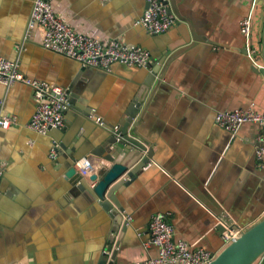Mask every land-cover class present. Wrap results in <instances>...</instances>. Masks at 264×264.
Masks as SVG:
<instances>
[{
    "label": "crops",
    "instance_id": "0c3cea01",
    "mask_svg": "<svg viewBox=\"0 0 264 264\" xmlns=\"http://www.w3.org/2000/svg\"><path fill=\"white\" fill-rule=\"evenodd\" d=\"M32 1L0 0V55L18 58L25 78L64 90L65 124L47 134L31 131L32 88L0 83V112L15 116L0 127V264H100L108 248L105 264H134L157 253L143 247L156 212L170 214L174 241L216 256L226 246L220 220L246 230L264 215L257 126L245 123L232 133L215 122L216 112L250 103L264 111L263 66L247 57L239 30L250 13L260 29L264 0H168L176 22L158 35L135 23L145 0H51L77 30L142 46L153 59L147 68L115 63L109 70L42 48V28L28 23ZM139 96L128 129L138 121L135 132L151 158L116 192L123 209L111 233L115 221L91 192L78 189L71 166L117 133ZM52 141L61 147L56 160L48 156ZM253 264H264V254Z\"/></svg>",
    "mask_w": 264,
    "mask_h": 264
},
{
    "label": "built area",
    "instance_id": "2783aa9c",
    "mask_svg": "<svg viewBox=\"0 0 264 264\" xmlns=\"http://www.w3.org/2000/svg\"><path fill=\"white\" fill-rule=\"evenodd\" d=\"M146 9L136 20L150 34L158 35L166 32L175 24L176 18L171 14L168 0H145ZM29 27L39 26L43 30L42 48L56 54L76 60L83 67H94L109 70L115 63L136 65L147 68L152 62L151 53L139 45L127 44L119 40L105 43L98 38L77 30L65 18L57 15L51 5V0H33L29 19ZM239 30L245 41V53L255 65L263 66L258 49L260 29L256 28L252 14L239 21ZM21 81L32 88L35 109L27 123V127L38 134H47L50 129L64 127L66 95L58 86H50L38 80L25 78L20 70L19 59L9 60L0 55V83L5 86ZM15 121L13 114H1L0 127L7 129ZM215 122L229 132L234 133L240 125L251 123L257 126L255 155L258 159L264 157V111L258 110L253 103L234 110L218 111ZM60 144L52 141L48 156L56 160L59 156ZM72 177L76 184L80 180L89 181V176L95 172L89 160H75L72 163ZM4 168L0 166V177ZM126 217V224L129 223ZM223 227L222 238L225 244L236 240L244 228L234 220L219 221ZM148 239L143 243L145 249L151 246L157 249L155 255L149 254L134 264H208L215 256L199 246L185 240H173L174 227L170 222V214L156 212L152 214L147 224Z\"/></svg>",
    "mask_w": 264,
    "mask_h": 264
},
{
    "label": "water",
    "instance_id": "95a60500",
    "mask_svg": "<svg viewBox=\"0 0 264 264\" xmlns=\"http://www.w3.org/2000/svg\"><path fill=\"white\" fill-rule=\"evenodd\" d=\"M258 49L263 61V68L259 72L264 77V6ZM155 74V69L150 70L148 78L154 77ZM146 83L147 80L144 84ZM140 96L137 102L131 106V109L127 111V117L118 127L117 133H111L112 135L99 148L91 150L86 156V159L90 162L95 161L96 164L103 166L101 171H96L89 176L88 180L93 182V186L91 187L83 179L77 184L78 189L91 192L100 201L102 208L113 218L115 225L112 226L111 233L116 232L117 225L121 222V211L123 209L117 199L116 192L130 184L151 158L150 152L144 154L145 146L148 143L135 132L138 121L133 122L130 130L128 129L136 107L139 105ZM105 128L112 132V128L109 126L106 125ZM105 147H108L106 153H104ZM105 161L111 162V165L106 167ZM110 242L111 238L109 239ZM118 245L119 241H116V246ZM108 250L104 251L100 264H105L108 258ZM115 254L114 250L110 258L113 259ZM263 254L264 215L244 230L236 240L227 244L208 264H253Z\"/></svg>",
    "mask_w": 264,
    "mask_h": 264
}]
</instances>
